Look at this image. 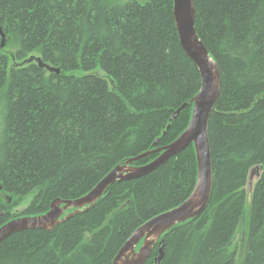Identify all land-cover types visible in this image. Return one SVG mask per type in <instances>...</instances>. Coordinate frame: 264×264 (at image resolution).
I'll use <instances>...</instances> for the list:
<instances>
[{
    "label": "trees",
    "instance_id": "obj_1",
    "mask_svg": "<svg viewBox=\"0 0 264 264\" xmlns=\"http://www.w3.org/2000/svg\"><path fill=\"white\" fill-rule=\"evenodd\" d=\"M194 3L195 28L221 74L209 120L213 187L200 217L162 236L160 264H264V0ZM0 28V227L84 197L189 125L191 104L170 120L201 89L173 0H0ZM32 56L59 73L22 65ZM196 179L191 145L149 175L111 185L53 230L13 234L0 264H112L141 225L190 196Z\"/></svg>",
    "mask_w": 264,
    "mask_h": 264
},
{
    "label": "water",
    "instance_id": "obj_2",
    "mask_svg": "<svg viewBox=\"0 0 264 264\" xmlns=\"http://www.w3.org/2000/svg\"><path fill=\"white\" fill-rule=\"evenodd\" d=\"M173 16L179 43L196 65L201 76L200 91L189 103L177 109L170 119L171 122L175 120L191 104L192 116L187 128L167 146L148 151L128 160L125 164L116 166L84 197L77 200L56 199L51 203L49 211L43 215L22 216L8 221L0 227V249L2 244L15 233L27 230H53L81 211L92 208L111 185L149 175L191 145L194 146L197 162V179L192 193L181 205L141 225L118 251L112 264H146L158 244L160 245L159 256L155 259V264H160L164 258V247H161L162 236L177 225L197 219L206 210L213 187L209 120L220 95L221 74L218 64L211 57L195 28L194 0H173ZM0 35L1 47H4L7 38L1 28ZM31 62L38 63L40 67L50 72L59 73V69L44 64L42 59L36 56L28 58L22 65ZM157 142L155 141L154 146ZM154 153L160 154L153 161L141 166H132L134 162ZM252 180L253 173L250 176V186ZM72 210L73 212H70ZM2 215L1 213L0 217Z\"/></svg>",
    "mask_w": 264,
    "mask_h": 264
},
{
    "label": "rangeland",
    "instance_id": "obj_3",
    "mask_svg": "<svg viewBox=\"0 0 264 264\" xmlns=\"http://www.w3.org/2000/svg\"><path fill=\"white\" fill-rule=\"evenodd\" d=\"M116 2H120V3H126V2H128V1H130V0H115ZM255 179L254 180H252V182L253 183H255ZM30 199H31V197H29V198H27L25 201H23L21 204H19L18 206H16V207H13V209L11 210V215H14V214H19L20 213V211H22L23 210V208L24 207H26L27 205H28V203L30 202ZM4 213V212H3ZM2 213V214H3ZM1 214V213H0ZM4 215V214H3ZM1 218V217H0ZM244 236H245V233H244V228H241L240 229V231H239V234H238V236H237V238H236V241H235V243H236V245H237V247L239 248V250L240 251H242V249H243V239H244Z\"/></svg>",
    "mask_w": 264,
    "mask_h": 264
},
{
    "label": "bare ground",
    "instance_id": "obj_4",
    "mask_svg": "<svg viewBox=\"0 0 264 264\" xmlns=\"http://www.w3.org/2000/svg\"><path fill=\"white\" fill-rule=\"evenodd\" d=\"M168 128H169V126H168Z\"/></svg>",
    "mask_w": 264,
    "mask_h": 264
}]
</instances>
